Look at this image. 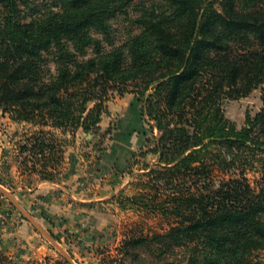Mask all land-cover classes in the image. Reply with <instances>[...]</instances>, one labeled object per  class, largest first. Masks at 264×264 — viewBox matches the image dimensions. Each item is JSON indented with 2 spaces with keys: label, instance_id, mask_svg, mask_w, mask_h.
I'll return each mask as SVG.
<instances>
[{
  "label": "trees",
  "instance_id": "trees-1",
  "mask_svg": "<svg viewBox=\"0 0 264 264\" xmlns=\"http://www.w3.org/2000/svg\"><path fill=\"white\" fill-rule=\"evenodd\" d=\"M257 88L237 128L224 104ZM110 91L155 130L140 205L167 226L117 264H264V0H0L3 114L89 132Z\"/></svg>",
  "mask_w": 264,
  "mask_h": 264
},
{
  "label": "rangeland",
  "instance_id": "rangeland-1",
  "mask_svg": "<svg viewBox=\"0 0 264 264\" xmlns=\"http://www.w3.org/2000/svg\"><path fill=\"white\" fill-rule=\"evenodd\" d=\"M112 27L117 43L133 29L121 18ZM260 95L257 88L227 101L226 117L241 128L246 115L260 110ZM133 100L130 92L110 91L98 128L89 132L16 122L0 111V187L10 196L0 191V264H117L118 248L130 234L166 230L163 217L140 205L145 174L156 159L155 130L143 122ZM15 168L56 185L48 193L26 196L33 186L29 178H17ZM46 169H55V175ZM257 176L247 174L252 183ZM22 227L27 233L12 263L2 254L1 236Z\"/></svg>",
  "mask_w": 264,
  "mask_h": 264
},
{
  "label": "crops",
  "instance_id": "crops-1",
  "mask_svg": "<svg viewBox=\"0 0 264 264\" xmlns=\"http://www.w3.org/2000/svg\"><path fill=\"white\" fill-rule=\"evenodd\" d=\"M55 171V169L53 171H48V169H46L44 172H47V174H50V176H54L55 173H53ZM15 175L17 178H21L23 180H25L26 178L28 179L27 182L28 185L33 186L31 189H28L29 191H32L31 193L26 194V196L32 197V196H36L37 194H45L48 193L49 190H53L56 183L49 181L47 179H40L38 177L37 174H34L33 171H25L22 169H18L17 172V168H15ZM23 187V185H20ZM23 232L27 233V230L25 229V227H22V229L20 230H16L13 232H6L1 236V241L3 242L4 246H3V253L4 255L7 256V258L12 261V263H14V255L16 256L15 251L20 247V242L23 239L21 236H24ZM26 240L28 241V238L26 237Z\"/></svg>",
  "mask_w": 264,
  "mask_h": 264
},
{
  "label": "water",
  "instance_id": "water-1",
  "mask_svg": "<svg viewBox=\"0 0 264 264\" xmlns=\"http://www.w3.org/2000/svg\"><path fill=\"white\" fill-rule=\"evenodd\" d=\"M0 191H2L3 193H5L6 195H8V197H10L9 196V193H7V192H5L1 187H0ZM17 205V204H16ZM18 206V205H17ZM24 213V215L30 220V221H32L35 225H36V223L33 221V219L29 216V215H27V213H25V212H23ZM50 239H52L51 237H50Z\"/></svg>",
  "mask_w": 264,
  "mask_h": 264
}]
</instances>
